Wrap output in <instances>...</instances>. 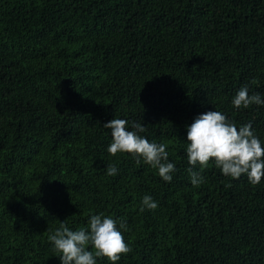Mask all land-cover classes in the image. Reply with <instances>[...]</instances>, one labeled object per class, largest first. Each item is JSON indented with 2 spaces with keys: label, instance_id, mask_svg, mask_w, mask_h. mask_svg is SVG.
Instances as JSON below:
<instances>
[{
  "label": "trees",
  "instance_id": "obj_1",
  "mask_svg": "<svg viewBox=\"0 0 264 264\" xmlns=\"http://www.w3.org/2000/svg\"><path fill=\"white\" fill-rule=\"evenodd\" d=\"M243 86L264 99V0H0V264H61L48 236L100 213L127 225L116 264H264V178L210 162L194 187L186 156L214 110L264 146V105L232 106ZM114 118L167 145L171 182L107 152Z\"/></svg>",
  "mask_w": 264,
  "mask_h": 264
},
{
  "label": "clouds",
  "instance_id": "obj_2",
  "mask_svg": "<svg viewBox=\"0 0 264 264\" xmlns=\"http://www.w3.org/2000/svg\"><path fill=\"white\" fill-rule=\"evenodd\" d=\"M253 104L264 105V99L259 93L249 95L247 86L241 87L232 99V106L236 109H247ZM103 127L110 130L111 143L107 152L111 156L130 154L137 164L143 161L156 169L161 179L171 182L176 166L169 162L167 145L150 142L142 136L141 133L146 131L142 123L133 121L129 130L127 120L114 118ZM186 128V156L191 166L188 171L194 187L203 183V177L193 169L197 166L204 169L210 162L223 175L233 179L246 175L252 185L259 184L264 178V146L255 135L251 123L238 128L225 114L214 110L198 115ZM117 173L116 166H107V175L115 176ZM157 207L153 198L146 195L142 199L140 211L155 210ZM122 229L127 230L125 222H118L104 213L93 214L88 220L87 229L73 231L61 222L48 236V240L53 251L59 253L61 264H97V258H106L111 264H116L122 255L132 251Z\"/></svg>",
  "mask_w": 264,
  "mask_h": 264
}]
</instances>
